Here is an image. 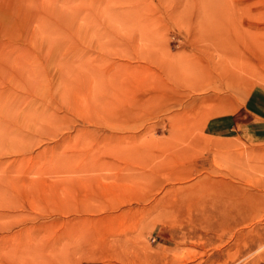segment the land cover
Returning <instances> with one entry per match:
<instances>
[{
    "label": "rangeland",
    "instance_id": "374dc122",
    "mask_svg": "<svg viewBox=\"0 0 264 264\" xmlns=\"http://www.w3.org/2000/svg\"><path fill=\"white\" fill-rule=\"evenodd\" d=\"M0 264H264V0H0Z\"/></svg>",
    "mask_w": 264,
    "mask_h": 264
},
{
    "label": "crops",
    "instance_id": "0c3cea01",
    "mask_svg": "<svg viewBox=\"0 0 264 264\" xmlns=\"http://www.w3.org/2000/svg\"><path fill=\"white\" fill-rule=\"evenodd\" d=\"M234 122H230L231 126L230 127H226L224 126L225 124L222 122V120H218V121H213L211 123L208 124L207 128H208V131L211 135H214V136H217V135H220V134H223L224 131H226V128H228V130H230V128H233L234 130ZM236 124V122H235Z\"/></svg>",
    "mask_w": 264,
    "mask_h": 264
}]
</instances>
